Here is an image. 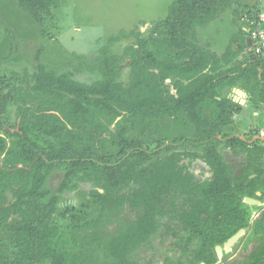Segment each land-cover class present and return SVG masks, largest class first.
<instances>
[{
  "label": "trees",
  "instance_id": "16d2710c",
  "mask_svg": "<svg viewBox=\"0 0 264 264\" xmlns=\"http://www.w3.org/2000/svg\"><path fill=\"white\" fill-rule=\"evenodd\" d=\"M15 1L40 26L60 5ZM238 3L248 32L234 34L221 55L200 46L196 30ZM259 6L260 0H174L147 37L122 30L95 57L72 62V72L48 70L36 58L32 73L0 76V264H141L132 257L161 231L172 250L188 254L186 264H215V247L246 231L252 251L229 264H264V214L251 226L257 206L244 202H264L263 149L221 139L240 106L219 93L243 81L264 103V60L251 47V35L263 29ZM123 41L130 44L114 53ZM87 69L101 79L74 80ZM220 145L247 155L239 176ZM196 161L209 179H195ZM55 171L61 181L46 188ZM79 183L96 189L77 207L58 206ZM66 235L73 249L62 243ZM181 257L162 264H185Z\"/></svg>",
  "mask_w": 264,
  "mask_h": 264
},
{
  "label": "rangeland",
  "instance_id": "374dc122",
  "mask_svg": "<svg viewBox=\"0 0 264 264\" xmlns=\"http://www.w3.org/2000/svg\"><path fill=\"white\" fill-rule=\"evenodd\" d=\"M173 1L60 0L58 8L52 11V19L40 26L33 22L25 12H22L15 0H0V76L17 78L24 72L32 73L36 58L48 70L59 74L72 72L73 69L70 67L72 62L74 64L81 56L95 57L99 47L106 45L110 36L122 30L137 31L147 37L152 27L166 16L168 6ZM224 14L218 19L222 20L221 23L215 21L196 30L198 44L212 53L216 54L215 51H217V55L222 54L226 44L220 41L228 38L230 33V25L223 17ZM217 23L218 26L215 25ZM260 24L263 23L260 22ZM128 44H130L128 41L116 44L112 47V51L121 55ZM127 64L123 67L120 77L122 83L128 81ZM100 79V73L93 69L78 71L74 75V80L83 84H91ZM226 92L227 89L220 90L221 98L226 96ZM258 107L264 109L261 104L256 106ZM260 128L264 130V122L257 123L253 128L250 126L244 136H255L259 134ZM234 135H239V131L233 121L231 127L221 130L220 136H224L221 139H225L232 138ZM218 150L230 166L232 175L239 176L245 165L244 158L234 156L223 145H220ZM191 172L196 180H207L211 176L208 168L201 161L193 163ZM61 174V171L53 172L46 182V188H55L61 181ZM94 189L96 188L92 184L79 183L74 190L65 191L60 195L58 206L77 207L80 199H87ZM263 208L264 203L257 205L256 208L252 207L251 216L254 219L260 216ZM124 215L133 216L128 210ZM115 227L111 225L107 231L113 233ZM61 232L65 233L63 226H61ZM242 239L240 237L239 240ZM242 242L237 243L236 246H240ZM62 243H66L67 249L74 248L68 235L64 236ZM231 246L225 247V254L232 250L233 246ZM177 254L180 255V252L170 248V238L161 231L139 254L134 255L132 260L139 255L141 264H158L164 263L167 256L175 258Z\"/></svg>",
  "mask_w": 264,
  "mask_h": 264
},
{
  "label": "crops",
  "instance_id": "0c3cea01",
  "mask_svg": "<svg viewBox=\"0 0 264 264\" xmlns=\"http://www.w3.org/2000/svg\"><path fill=\"white\" fill-rule=\"evenodd\" d=\"M260 3L263 5H262V7L259 6L260 10H261V12L259 13V16L264 14V1L260 0ZM237 5H238V10H236L235 6L233 5L232 7H230V9H227V12H226L227 14H224V16H223L225 19H227V21L229 22V25H230V30H229L230 33L228 35V38H226L224 41H220V42L226 43V44L224 43L225 44L224 49L228 45L230 38H232L234 36V34H236L239 30H241V29L247 30V32L249 30V29H247L248 28L247 25L249 23L248 22L249 20H246V17L245 18L242 17L241 13H242L243 8H242L241 4L238 3ZM215 21L219 22L220 20L216 19L212 22H215ZM221 22H222V20L220 21V23ZM215 25L218 26V23ZM261 27L264 29V20H263V24H261ZM215 52H216V54H218L217 51H215ZM225 89H227L225 97L227 99L231 100V102H233L234 104H237L238 106H240L239 113L232 116V122L229 124V126L231 127V124H233V121L235 122L236 127L239 131V135H234L232 137H237V138L242 139L250 147H252V145L254 147H261L263 149V154H262L260 159H261V166L264 169V165H263V162H264V135L263 136L261 135V133L264 134V130L260 128L259 134L255 135V136H244V134H246L249 131L250 126H251V128H253L257 125V123H263L264 122V109L259 108V107L256 108V106L258 104H261L264 107V103L260 102V100L256 97L253 98L249 94V91L247 90V86H246L245 82H243V81H238L234 87H226V88H224V90ZM252 104L255 106H253ZM228 127H226V128H228ZM232 127H233V125H232ZM225 148L228 151H231L229 148H227V147H225ZM232 154L236 157H243L244 163L246 164L247 155L245 153H243V152H240V153L232 152ZM220 155H221V153H220ZM224 162H225V160H224ZM259 205H260V203H259Z\"/></svg>",
  "mask_w": 264,
  "mask_h": 264
},
{
  "label": "flooded vegetation",
  "instance_id": "af4514ba",
  "mask_svg": "<svg viewBox=\"0 0 264 264\" xmlns=\"http://www.w3.org/2000/svg\"><path fill=\"white\" fill-rule=\"evenodd\" d=\"M166 82L167 83H170L171 81L170 80H166ZM263 214H264V208L261 209L260 216L258 215L255 219L253 217H251V220H250L251 226H253V224L255 223V221L258 220ZM248 235H250V234H248V232H246V231H245V233L243 235H240V237L243 238L241 240V241H243L242 244L240 246H236L237 243L241 242L239 240L240 239V237H239L238 239H236V242L232 245L233 246L232 250L226 252V254L224 253L225 247L224 246L221 247L222 248V254H221V257L220 258H218L217 254H216V251H215V254H216V257H217V262H215V264H229V263L234 262V261H237V262L238 261H243V259L252 251V249H253V247L255 245L254 242H250L247 245H245V242L247 241V239L249 237ZM181 253H183L182 254V257H181ZM178 257H181L180 262L185 263V264L189 261V260H187L188 258L191 259L188 256V254L185 253V252H183L182 250H180V255H178ZM158 264H162V263H158Z\"/></svg>",
  "mask_w": 264,
  "mask_h": 264
},
{
  "label": "built area",
  "instance_id": "2783aa9c",
  "mask_svg": "<svg viewBox=\"0 0 264 264\" xmlns=\"http://www.w3.org/2000/svg\"><path fill=\"white\" fill-rule=\"evenodd\" d=\"M264 1V0H261ZM261 4V3H260ZM262 7V4H261ZM259 18L261 21L264 20V14L260 15ZM251 47H252V54L255 57L262 58L264 60V30L258 28L252 35H251ZM263 136L264 134L261 133Z\"/></svg>",
  "mask_w": 264,
  "mask_h": 264
},
{
  "label": "water",
  "instance_id": "95a60500",
  "mask_svg": "<svg viewBox=\"0 0 264 264\" xmlns=\"http://www.w3.org/2000/svg\"><path fill=\"white\" fill-rule=\"evenodd\" d=\"M244 202H245L246 204H248V205H255V206L259 205V202H258V201H256V200H252V199H248V198L244 199ZM239 237H240L239 234L235 235L234 237H232V238H231V239H230V240L224 245V247L227 248V247L233 245V244L236 242V239H238ZM215 251H216V254H217L218 258H220V257H221V254H222V248H221L220 246H216V247H215ZM201 264H204V263H201Z\"/></svg>",
  "mask_w": 264,
  "mask_h": 264
}]
</instances>
